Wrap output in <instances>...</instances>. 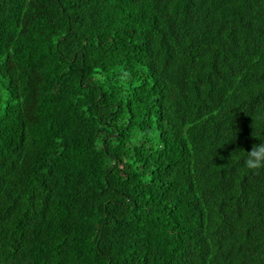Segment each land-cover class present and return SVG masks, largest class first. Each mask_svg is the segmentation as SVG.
<instances>
[{
	"label": "trees",
	"instance_id": "trees-1",
	"mask_svg": "<svg viewBox=\"0 0 264 264\" xmlns=\"http://www.w3.org/2000/svg\"><path fill=\"white\" fill-rule=\"evenodd\" d=\"M255 128L264 0H0V264H264Z\"/></svg>",
	"mask_w": 264,
	"mask_h": 264
},
{
	"label": "clouds",
	"instance_id": "clouds-1",
	"mask_svg": "<svg viewBox=\"0 0 264 264\" xmlns=\"http://www.w3.org/2000/svg\"><path fill=\"white\" fill-rule=\"evenodd\" d=\"M234 134L236 136V133ZM253 137L255 139H258L260 143L254 144L251 151L243 148L237 149L232 153L229 163L240 164L242 161V167L247 172L252 174H259L261 172H264V132L258 131L255 128Z\"/></svg>",
	"mask_w": 264,
	"mask_h": 264
}]
</instances>
